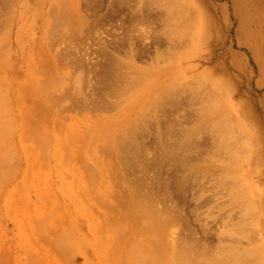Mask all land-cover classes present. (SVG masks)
I'll list each match as a JSON object with an SVG mask.
<instances>
[{
  "label": "rangeland",
  "instance_id": "rangeland-1",
  "mask_svg": "<svg viewBox=\"0 0 264 264\" xmlns=\"http://www.w3.org/2000/svg\"><path fill=\"white\" fill-rule=\"evenodd\" d=\"M254 7L255 4L251 1L249 11L251 12ZM0 9V48L2 49H0V53H2L0 54V56L2 55L0 57V85L2 86L0 88V100L4 102V106L9 107L12 120L15 123L14 135L11 137V143L13 145H11L14 148L15 159L17 160H13V162H17L15 163L17 164V168H0V173L3 172L6 176L3 174L0 175L7 179H4V181L6 180L5 182L1 181L3 178L0 180L4 183L2 185L0 182L2 185H0V264H30L29 262H36L38 264H95L98 260L97 258L95 259L94 251H97L99 248L94 243L87 244L86 252L84 253H81L80 248H76L72 255L71 253H69L70 255H66L70 259L69 261L67 258H63L58 254L59 251H56L57 249L53 244L62 233L70 229H76L75 235L77 237L86 235L89 225L95 217L101 215L103 219L106 218L101 213L103 210L99 211L101 208L97 202L98 199L96 200L90 194L88 195V181L86 179L83 181L82 177L78 179L75 177V174H72L73 168H90L91 165L88 163H93L91 159L83 158L82 160L79 158L78 160L73 159L72 161L62 157L56 161L50 154H46L41 159L39 158L40 148H32V141L30 139L31 142L25 140V138L28 139L29 137H27L28 135L26 136V131L23 129L25 127L21 124L24 118L28 119L30 116L33 119L35 117L34 114H26L28 110L29 113H32L30 111L31 106L29 107L26 103L29 102V105L32 104V107L35 105L38 110H34L37 112L36 114H39L40 111H47L48 106L53 105L52 107H55V103L51 99H55L56 95L59 96L58 94H62V97L60 95V99L66 97L67 100V103H65L66 101L63 99L65 101L63 102L61 99V104H58V106L62 105V108H57L58 106L55 108L51 107L50 109H56L57 111L51 114L52 110H48L50 113L47 111L48 114H40L37 119L38 121L35 120L36 123L34 119H29V122L31 120V124L35 123L38 125L39 121L43 122L42 125L44 127H41V130L38 133L36 131L34 135L40 133L48 137L50 135L53 140L56 136L63 138L66 137L64 135H67L68 137L66 138H69L73 134L71 131L76 132V134L82 132L83 135L84 129L87 128L84 126H90L89 122L92 121V123H95L101 118L108 119L118 113H120L118 116L120 115L119 117H121L123 115L121 112L126 109L127 114L133 107V103V109L127 114L128 119L131 113H133L132 111H140L143 103L141 101L143 99L140 95L138 96V94H141L138 89H140L141 85L145 84L147 78L151 79L152 77L150 78L149 75L152 76V73L155 72V81H157L148 80L149 82L147 81L146 85L148 84V86L151 85L154 87L159 83L163 85V77V82H167L166 84L171 81L174 84L172 87H179V90H177L179 91V96L177 97L176 94V98L173 97V101L171 102L174 103H171L170 106H168L170 103L168 102V104L165 103L167 106L163 108L158 107V109L162 108L160 110L163 114L160 115V110H157L159 114H156L161 117L158 115L153 116V124L149 122L151 117L146 120L147 125L144 127L146 130L145 132H140L141 135H144H138L140 138L136 136L137 139L139 138L138 141L144 146L141 148V151L139 149V152H135L138 153L137 155L139 157L133 158V155L136 156L134 153L132 155L134 160L130 156V163H127L129 162L128 158L124 163L119 162L120 166L115 165L116 162H109L110 160L106 156L101 159V164L105 167L108 166L109 170L107 169L104 174L101 173L99 176V186L104 188L102 190L104 192L99 194H104L105 197H111L110 204L109 202L108 204L115 205L113 202L116 194L119 197L126 196L125 188L123 187L128 181L129 176L137 172V170L142 171L143 174L144 171L147 172L145 175H147L148 186L152 185V181L154 182L156 179L154 183L157 185L156 187L163 200V206L172 208L173 203L177 211L182 213L179 214L182 216L180 217L181 220H178V224H176L178 226L181 224L178 233L176 232V228L175 232L172 231L174 228H171V230H169L170 228L168 229L170 233L172 231V236L176 238L174 242L177 241L183 245L192 244L198 247H203L204 245L210 252L206 253H209L208 255L211 256L213 252H216V248H229L234 243L232 237L221 236L220 234L225 228H222L223 224L225 226L228 221L227 217L229 219L231 217L234 220H240V213L237 207L235 209L236 200H231L230 197L232 198V196L229 198L225 196L226 189L230 192L231 188L229 189V187L233 184V189H236L237 186L245 187L244 189H247V193L251 196L245 192L243 193L242 190L241 192L247 198L241 196L239 198L245 200L250 196L249 198L252 199L253 197L255 203L258 204L259 212H253L251 213L253 217H249L251 218V223L255 221L253 229L255 231L258 230V233H254L255 231L252 229L253 224L250 225L249 220L244 221V229L249 230L251 228L249 231H252L254 234L251 235L249 233L250 235H247L245 234L246 230H244L243 235L249 236V238H241L239 244L244 247L251 242L258 243L261 240L260 235L264 242V76L260 74L258 68V61L261 59L264 61V43H257L253 37L247 36V32H253L255 26L250 20L243 18L245 17L244 13H241L242 17L234 13L233 0H0ZM172 10L174 14L176 11V18ZM63 22L64 25L62 24ZM178 22H182L181 24H183L179 25L180 28L176 25ZM186 27L188 31L185 34L183 30ZM193 37H195L194 41H192ZM255 44L260 45L257 50H254ZM176 55L180 56L177 60H173ZM46 56L49 57H47L49 60H46ZM124 57L129 59V63L126 62L124 65L118 67L119 59ZM50 58L56 60V63L53 59L51 60L54 64L52 66L54 67L56 64L54 68L58 67L57 70L55 69L59 74L58 79L61 80L62 78L63 80L59 82L60 80L57 79L58 84H63L64 82L63 85H58L62 86L61 89L58 88L57 83L52 81V85L50 81L54 77L52 73H55L51 71H54V68L52 69L49 65L51 64ZM179 58L183 61H180ZM41 60H44L43 63L47 66V72L49 71L48 73L52 75L48 81L47 79L49 77L47 76L48 73L46 74V66L39 67L42 73L38 71L37 65L42 64V62H39ZM46 61H49V64ZM174 66L178 67L175 68ZM173 70H177V72L174 71L175 75L178 74L180 76H174ZM44 71L45 74H43ZM75 73L78 74L76 75ZM65 74L67 77H75L76 75L78 79L80 78V81L78 79L76 81L74 77L73 79L75 81L71 77L67 78ZM67 74L72 75L69 76ZM157 74L161 75V77ZM44 75H46V81L44 80L45 78L43 79ZM194 81H196V88ZM197 81L203 82L201 86L197 85ZM45 82H49L47 87L45 86L46 84H43ZM142 82L143 84H141ZM183 83L190 85L193 83L194 85L188 89L190 85L186 84V88L185 84L183 86ZM204 83L206 87L210 86L208 88L210 90H207ZM50 84L51 86L47 90ZM52 86L53 88L55 86V88L53 89ZM213 86L217 87L215 89H218L219 93L216 92ZM183 87L186 88L185 91ZM113 88L114 90L112 91ZM119 88H122L125 92L123 95L118 94ZM155 88L159 89L160 87L158 88L157 85ZM31 89H35L34 92L36 93H32L30 91ZM63 90H66V92ZM26 91H29L30 94L28 92L26 94ZM37 91L39 92L38 94ZM42 91H45V94ZM182 91H187L191 95L188 93L184 94ZM207 91L210 93L216 92L218 95H221L220 100L222 106H219L221 102L211 101L212 99L215 100V97L219 98V96H215L216 93H212L211 95L214 96L208 98L204 95ZM107 92H111L109 96H106L108 94ZM134 93H138V97H136L138 100H134L136 96ZM133 94L135 95L134 98L131 96ZM49 95L52 97L50 96L48 100ZM63 95L67 96L63 97ZM201 96L203 98L202 102H200ZM41 97L43 98L41 99ZM128 98L129 100H127ZM101 99L104 101H101ZM174 99H176V102ZM205 99L210 102H206ZM12 100L14 101L12 102ZM119 101H122V103L125 101L126 104L121 103L122 105H116ZM135 101L138 103L136 102L137 104H135ZM216 101H219V99H216ZM114 102H116L115 105ZM211 102H214L213 105ZM163 104L164 102L159 106ZM209 104L212 105V108L208 107ZM215 104H219V107L226 108L227 110L224 109V111H228L239 123L242 122L245 127H241L242 132L240 134L243 136V139L251 140L254 143L253 159L243 161L245 159L243 158L240 162L241 165L237 162L241 167L239 170L234 168L233 165L235 164L232 161L231 168L233 167L232 169L234 170H231V172H234L235 169L239 172H236L237 174L233 173L236 174V177L229 176L226 179L223 178L224 183L219 180V189L214 184L217 182V179H214L216 182H213L212 179L215 177V170L224 168V164H218L222 161L227 162L232 158L229 159V157L220 155L226 151L225 149L223 151L220 148V151H216L214 147L215 145L218 148L219 146L221 147V145L215 144V142H219L216 139H222L226 134L221 138L222 134L217 137L216 135L218 134L216 133L215 136L217 138L215 139L214 132H208L207 128L210 127V124L206 126L204 124L201 125L202 119L196 120L199 126L195 122L197 114L202 118L206 112L205 110L212 113V109L217 108ZM74 106L78 109L73 110ZM202 108H205L204 112ZM221 110L219 108V114L223 116L224 112L222 110V113ZM217 111L218 108L214 112ZM202 112L203 114L201 116L199 113ZM214 112L212 113L214 114L213 117L215 116ZM211 113L207 117L213 118ZM126 114L123 115L125 119L117 117L120 121L116 120V122L125 125L126 120H128L126 119ZM230 114L227 115L229 116ZM218 115L214 119H217ZM132 117H130L129 122L134 123L132 120L136 117ZM155 117H160L159 120L161 121ZM229 117H226L228 119L225 117L221 118H224L226 123L228 122L227 124L230 126V129H234L236 124L232 123ZM113 122L115 123V120ZM23 123L26 125L25 121ZM155 123L156 125L158 124L157 128L162 136L159 133H155V130L157 132L156 126L154 127L156 128L154 131L153 128L148 126L152 124L151 127H153ZM231 123L234 124L232 127ZM95 124L92 125L96 126L97 124ZM195 124L198 128L200 126L207 128L205 130L202 128L201 131H204H199L200 134L197 131L198 136L192 140L194 135H189L188 133L192 131L191 128H197ZM20 126L21 130H24L22 137L24 138L26 136L24 139L22 137L19 139L22 134L20 133ZM229 126L226 128L227 130H230ZM100 127L98 128L97 126L96 128L100 129ZM113 127L119 133L121 126ZM184 129H186L189 137L191 136L190 138L185 137L187 138H184L185 140L181 138L186 134ZM194 129L193 132L195 134L196 129ZM213 130L215 129L211 131ZM232 131L237 135L235 129ZM78 134H73L74 139L75 137L77 138ZM100 135H103V133ZM62 138H60L62 140H60L62 142L61 145L65 143L66 146V143L68 145V142L73 137L69 138L68 142ZM103 139L106 140L104 135ZM179 139H181L180 141L185 146L183 144V147L177 145L180 142L177 141ZM19 140H22V143H27L26 145L23 143V146L27 147L26 152L23 150ZM104 140L98 138V142L95 144L98 150V146H102L101 142ZM104 142L103 144L105 145ZM68 147H66L67 150ZM63 148L65 149V147ZM69 149L72 150L73 148L69 147ZM62 151L64 153L66 150ZM227 151L225 153H234L233 151L230 152V149H227ZM29 152L32 154H29ZM208 152L222 156V158L218 157L221 162L219 163L218 160V164H215L217 161L214 162L215 160L213 159L216 156L212 157L213 159L210 161L211 157L208 158L210 154L203 157ZM98 156L96 155L97 158H99ZM202 157L205 159V165L200 160ZM254 158H258V160H254ZM62 159L63 161L65 159V161H61L60 166L59 161ZM234 159L236 160L237 158H233L232 160ZM135 160L138 161L135 162ZM83 161L85 163L88 161L86 163L87 165H84ZM68 162H71V165H65ZM30 163L35 164L32 165ZM62 163L68 168H65ZM201 164H203L202 167L205 166L203 168L206 169L207 173H204V169L200 167ZM188 165L193 166H189L188 168H196L195 171L193 170L194 172H190V175L186 174V172L183 173L184 168H187ZM111 167H113V170ZM145 168L148 170H144ZM197 168L200 174L197 172ZM7 169L12 170L7 174ZM55 171H60L56 172L60 175L55 176ZM84 172L86 175L87 172ZM11 173L12 175L9 177ZM133 175L136 176L135 174ZM219 176L217 175L215 178ZM236 178L241 181V184L239 183L237 185L233 182ZM181 179L183 182H181ZM247 179L249 180V184L245 185ZM45 180L48 183L45 182V186H43L42 183ZM93 180L95 179L93 178ZM239 180L235 182H239ZM230 182H232V185ZM212 186L215 188L214 190L217 189V191H220H215L217 193L213 194L211 192L213 189ZM116 191L119 192L117 193ZM111 192L113 193L112 195ZM114 192L116 193L114 194ZM91 194L96 195L94 190ZM199 194H202L201 200L197 198ZM90 199L95 202H89ZM227 199L229 200L227 201ZM80 200L87 208L82 216H78L74 209V203L80 205ZM223 202L226 204L229 202L235 203L231 205V208L229 206L231 212L228 210V207L225 210ZM121 206H119V209H116L118 207L117 205L115 209L112 208L111 210L117 212L122 208ZM52 208L54 212L51 211ZM195 209L199 211L197 214L193 211ZM209 209L210 211L208 212ZM251 214L250 216H252ZM101 216L99 217L101 218ZM48 217L50 218L47 219ZM224 220L227 221L225 222ZM246 224L250 226L247 228ZM176 225L173 227H176ZM40 226L41 228H39ZM45 226L47 230H44L46 229L44 228ZM260 228L261 230H259ZM38 229H42L43 232L39 234L40 231ZM98 236L101 237L100 234L97 235L96 240L101 242L102 238H98ZM46 249L50 251L45 254ZM86 259H88V262L85 261ZM117 264H125V257L122 254L118 258Z\"/></svg>",
  "mask_w": 264,
  "mask_h": 264
},
{
  "label": "bare ground",
  "instance_id": "bare-ground-1",
  "mask_svg": "<svg viewBox=\"0 0 264 264\" xmlns=\"http://www.w3.org/2000/svg\"><path fill=\"white\" fill-rule=\"evenodd\" d=\"M251 1L253 2V4H255V7L250 12L249 11V8H250V2ZM1 5H3V4H1ZM233 6H234V13H236V15L238 14L239 17H242V14L241 13H244L245 14V17H243V18L246 19V20H250V22H252V24L255 26V30L253 32H247V36L253 37L257 43H264V29H263L264 28V0H233ZM172 9H174V8H172ZM241 9H242V12H241ZM173 15L176 18V16H177L176 15V11H175V14H174V11H173ZM63 20H65V19H63ZM177 20H179V19H177ZM181 23L182 22H180V23L178 22V24H176V25H178L177 27H179V25ZM62 24L64 25V22ZM181 25H183V24H181ZM185 26H182V27H185ZM77 30H79V29L77 28ZM71 31H75V30H71ZM187 31H188V29L186 27V29L183 30V32L186 34ZM46 38H45V40H46ZM194 39H195V37H193V40L192 41H194ZM259 47H260V45L255 44L254 50H257ZM1 50H0V52H1ZM0 54H2V53H0ZM176 56H175V59L173 58V60H177L180 55H178L177 58H176ZM47 57L48 56L45 57L46 60H49V59H47ZM52 59L56 63V60L54 58H50V63L51 64H49V61H46V62H48V64L53 69L56 66V64H55L54 67L52 66V65H54L53 62H51ZM173 60H172V62H173ZM181 60L182 59H180V61ZM43 61L42 60L39 61L40 63L42 62V64L41 65L38 64L39 66L37 65L38 71L40 73H42V72L40 71V68L39 67L40 66L41 67L46 66V65H44L45 63H43ZM126 62L129 63V59H127L126 57H124L122 59H119V61H118V67L124 65ZM73 63H71V64H73ZM174 67L176 68L178 66H174ZM46 68H47V66L45 67V70H46ZM258 68H259L260 74L262 76H264V61L262 59L260 61H258ZM55 69L57 70L58 67L57 68H54V71L51 70L52 72H55V73H52V75H54V77H53V80H50V81H51L52 85H53V82H55V83H57V86H58L61 83L58 84L57 79H58L59 74L57 73L58 71H55ZM177 70H173L172 72H174V71L177 72ZM48 72L46 70V74ZM155 73H152V76L149 75V77L150 78L152 77L153 79L152 78L151 79H148L147 78L145 84H143V82H142L141 84H143V85H141L140 86V89H138V91H140L141 94H138V93L137 94H138V96L140 95V97L143 99V101H141L143 103H142V107L140 109V111L141 112L143 111V112L141 113L140 111H138V112L132 111L133 113H131V116L130 117H132V116H135L136 117V118L135 117H132V118H135L134 120H132L134 123L129 122L130 117L128 119V116H127V114H129L130 110H132L133 107H134V103L132 102L133 103L132 104L133 107L131 106V104H129L130 107H132V108L131 109L130 108H127V109H130L127 114H126V112H127L126 109L123 112H121V114L123 113V115L126 114V119H128L125 122V125L126 126L123 125V124H121V123L118 124V122H116V120H119L120 121L119 118L123 119L125 117V116L123 117V115H121V117H119L120 115L118 116V114H120V113H118L115 116L110 117L108 119L101 118L100 120L97 121V122H99L101 124L95 122L97 124L96 125L95 123H92V121H91V122H89L90 123V126L88 125L89 127L86 125L87 123L85 124L86 126H84V127H87L86 129H84V133H83L84 136L82 135V132L80 133L81 136H80V134L77 133L78 136H77V138L75 137L76 141H75L74 136H73V134L74 135H77L76 132L71 131L73 134L70 133L72 136L69 134L71 136V137L69 136V138H72V137L73 138L70 141L68 140L69 138H66L68 136L67 135H64V136H66V137H63L64 140H67V142L69 141L68 142V145L66 143V146H65V143H63V145H61L62 144V142H61L62 140L60 138H62V137L59 138V136L58 137L56 136V138L53 140V138L50 137V135H49V137L51 139L48 136H45L44 134H41V133L34 135L36 133V131L38 133L41 130V127H44L42 125V123H43L42 121H39V123L37 122L38 125L35 124L36 123L35 120L38 119V116L40 114H43V113H46V114H48V112L50 113V111H48V110H52L51 111V114H53L54 111L55 112L57 111L56 109L55 110L54 109H50L53 106V105H51L52 103L50 104L51 106H48V108H47V111L48 112L46 110H44V111H40L39 114H36L37 112H35V110H34V109H37V107H35V105L33 106L34 107L33 108L32 107V104L29 105L30 104L29 102L26 103L29 107L31 106L30 107L31 108L30 111H32V113H29L28 112L29 110H28L27 111L28 113L26 112V114L27 115L28 114H31V115L34 114L35 117L33 119H34L35 123L33 121L34 124H31V120L29 122V119L31 117L29 116L28 119H27V118H24L26 114L23 115L24 116L23 118H24V121H25L26 125H24V123H23L24 121L22 122L21 125L24 126L25 128L27 127L26 129L25 128H23V129L26 131L25 132L26 133V136L28 135L27 137H29L28 139H26L25 138L26 136H25L24 137L25 140H28V141L31 140L32 141V142L30 141L33 144L32 145V148H36V149L40 148L39 158H41V159L44 158V156L46 154H50L56 161H58L62 157H64L65 159L67 158L68 160H72V161H73V159L74 160H78L79 158H81L82 160H83V158L84 159H91L93 161V163L92 162H91L92 164H90V162L88 163L89 165H91L90 168H81V169L73 168L72 174H75V177H77L78 179H81V177H82L83 181H85L84 179H86L88 181V184H89V186H88V195L90 194L96 200L98 199L97 202L100 204V208H101V210L99 209V211H102L103 210L101 213L103 214L104 217H106L105 219H103L101 215H99V216H101V218L99 216H98L99 218L98 217H95L94 218L92 216L94 218V220H92V222L90 224L91 226L89 225V229H88L86 235L77 237L75 235L76 229H70L69 231H67L65 233H62L57 238V240L54 242V244H53V245H55V247L57 249L56 251H59L58 254L61 255L63 258H67L66 255H70L69 253H71V255H72L73 254V251L76 248H80L81 249V253H84V252H86V246H87V244L94 243L99 248L97 251L96 250L94 251L95 259L97 258L98 261L97 260L96 261L98 262V264H117L118 258L120 257L121 254H122L123 257H125V264H264V242H263V240L261 238V235H260V239L261 240L258 243H252L251 242L250 244H248L247 246H244V247L239 244V241H240L241 238H244V237L245 238H249V236L247 237V236H244L243 235V233H244L243 231L246 230V228L244 229L245 223H244V226H243V222L244 221L246 222V220H249V222H250L251 221L250 220L251 218H249V217H253V214H251V213H253V212L258 213L259 212V206H258V204L255 203V200H254L253 197H252V199L249 198L251 195L249 193H247L248 191H247V189L246 190L244 189L245 187L237 186L238 188L236 187V189H233L232 187L234 186V184L232 185V182H230L231 185H232L231 187H229V189L231 188L230 192H229V190L227 191V189H226V195L225 196L227 198H229L230 196H232V198L230 197V199L231 200L232 199L233 200L234 199L236 200L235 209L237 207V210L240 213V218H239L240 220L239 221L238 220H234L231 217H230V219H229V217H227L228 219L226 218L228 221L227 220H224L225 222L227 221V223H226L225 226L222 223L223 224L222 228L225 227L224 228L225 230L223 229L222 233H220V234H221V236H229V237H232V239L234 240L233 241L234 243L229 248L228 247L227 248H222V249L221 248L220 249L216 248L217 249L216 252H213L211 254V256L208 255L210 252L206 249V246H204V245H203V247H198V246H195V245H192V244L183 245L180 242H177V241L174 242V240L176 238H175V236H172L171 233H172V231L175 232V228L177 229L176 232L178 233V229L181 228V224H180V226H178L176 224H178V220H181L180 217H182V216L179 215V214H182V213H180V212L177 211V209H176V207H174V204L173 203H172V208L167 207V206H163L164 205V203L162 202L163 200L160 197L159 190L156 187L157 185L154 183L156 181V179H155L154 182L152 181V185L148 186L147 175H145V173H147V172L144 171V170L147 171L148 170L147 168H145L143 170L144 171V174L142 173V171L140 172V170H137V172H139L137 175H136L137 172H134L133 173L136 176H134L133 174L131 175L132 177L129 176L128 181L124 184V187H123V188H125L124 190H125L126 193L125 192L124 193L126 194V196L125 197H119L116 194L114 196V198L116 197L115 198L116 201L114 200V202H116V203L113 202V204H115V205H109L110 204L111 197H105L104 194H99V193H103L104 192V191H102V190H104V188H102L101 186H99V183H98L99 176H100L101 173L104 174V172H106V170L108 169V166H106L107 167L106 168L105 166H103L101 164L102 163L101 159L104 156H106V157L109 158V160H110L109 162H113V163L116 162L118 164L115 163V165L120 166L119 165V162L120 163L121 162L124 163V161L126 162V160L130 156H131V159H133L134 157L137 158V156H138L137 154L138 153H135V152L136 151L139 152L138 151L139 149L141 151V148L144 147L142 145V143L138 141V139L140 138L138 135H140V136H143L144 135V134L141 135V133L143 131L145 132V130H146V129H144V127L147 125V121L146 120H148V118L151 117L150 118L151 121L149 120V122H151L153 124L154 121L152 120L153 119L152 117L153 116H157L159 114L158 113L159 111L157 112V110H160V109L162 110V108L164 106H167L168 102H170L169 105H168V106H170L171 103H172L171 101H173L172 100L173 97H175L176 94H177V97L179 96L178 95V92L179 91H177V90H179V87L178 86L177 87H172V86H174V84H172L171 81L168 84H166L167 82H163V77H162V83H163L164 87H163V85H160V83L157 84L158 85V88L160 87L161 89L160 88L159 89L155 88V87H157V85L155 87L154 86H151V85H150L151 86L150 87V86H148V84L146 85V83H147L148 80L149 81L150 80H154L155 81V79H156ZM43 74H45V71L43 72ZM55 74H56V76H55ZM52 75L50 73L47 74V76L49 77L47 79V81L51 78L50 76H52ZM67 75L70 76L72 74H67ZM76 75H75V77L74 76H72V77L70 76V77L72 79L74 77L75 80L77 81L78 77H76ZM157 75L159 77H161V75H159V74H157ZM177 75L178 74L175 75V72H174V76H177ZM65 76H66V74H65ZM158 76H157V78H158ZM178 76H180V75H178ZM45 77H46V75L43 76V79ZM60 77H62V76H60ZM70 77H67V78H70ZM79 77H80V75H79ZM54 79H56V80H54ZM44 80L46 81V78ZM58 80H60V79H58ZM61 80H62V78H61ZM61 80L59 82H62L63 81V80L62 81ZM78 80L80 81V78ZM41 81L44 82L43 80H41ZM48 83L45 82L43 84H46L45 86L47 87V84ZM194 83H195V88H196V81H194ZM202 83H203L202 81H197V85L198 86H201ZM63 84H64V82H63ZM63 84H61V85H63ZM184 84H185V86L187 88V85L186 84H188V83H183V86H184ZM40 85L41 86H44L42 84H40ZM75 85H78V84H75ZM188 85H190V84H188ZM192 85H194V84L192 83L190 86H188V89H190L189 87L192 88L193 87ZM204 85H205V83H204ZM50 86H51V84L48 86L47 90L49 89ZM55 86H54V88H55ZM61 87L62 86H58V88H60V89H61ZM205 87H206V85H205ZM209 87H206L207 90H210V89H208ZM0 88H2L1 85H0ZM52 88H53V86H52ZM186 88L183 87V90L185 91ZM195 88H194V90H195ZM215 88H217V87H214V89ZM188 89H187V91H188ZM34 90L31 89L30 91H32V93H36V92H34ZM113 90H114V88L112 89V91ZM215 90H216V92L219 93V90L218 89H215ZM63 91L66 92V90H63ZM184 91H182L184 94L185 93H188L189 95H191L189 92H187V91L184 92ZM192 91H193V89H192ZM27 92L29 93V91H26L25 93L28 94ZM44 92L42 91L43 94H45ZM194 92H193V95H194ZM216 92H212V93L215 94ZM38 93L39 92L37 91V94ZM107 93L108 94H106V96H109V93H111V92H107ZM112 93H114V92H112ZM124 93L125 92L123 91V89L122 88H119L118 94L123 95ZM212 93H210V92L207 91L204 95H206L208 98L209 97L212 98V96H214V95H211ZM134 94L131 95V96L134 98V96L136 95L135 98H134V100H135V99H137L136 97H138V96H137V94H135V95ZM40 95H41V93H40ZM58 95L59 96L56 95L55 99H51L52 102L55 103L54 104L55 107L58 106V104H61V99L62 98L60 99V95L62 97V94H58ZM67 95L69 96V94H67ZM67 95H65V96H67ZM50 96L51 95H49V98H47L48 100L50 99ZM65 96L63 95V97H65ZM215 96H219V98L215 97L217 100L219 99V101H216V99L215 100L212 99L211 101H215L217 103L218 102H221V100H220V96L221 95H218L216 93ZM43 97H44V95H43ZM43 97H41V99ZM203 97H205V96H203ZM129 98L127 100H129ZM41 99H40V101H41ZM63 99L66 102L63 101ZM63 99H62V101L65 102V103H67L66 97L63 98ZM103 99H105V98H103ZM103 99H101V101ZM142 99H139V100H142ZM202 99L203 98L201 96L200 102H202ZM207 99H205V101L206 102H210V101H208L209 99L208 100ZM175 100L176 99H174V101ZM13 101L14 100H12V102ZM25 102H26V99H25ZM42 102H44V101H42ZM136 102L137 101H135V104L138 103V102L137 103ZM141 102H140V104H141ZM162 102H164V104L165 103H167V104H165V105L163 104V105L159 106ZM115 103L116 102H114V105H115ZM121 103H122V101L121 102L119 101V103L118 104L116 103V105L119 106ZM124 103H125V101L122 104H124ZM127 103H129V101H127ZM213 103L214 102H211L212 105H213ZM140 104H138V105H140ZM211 104H209V106H208L209 108H212V105ZM129 105H127V106H129ZM218 105L215 104V106L218 108V111L217 112H214L217 108L216 109H214V108L212 109V113L214 112L216 117H217V115L220 112L219 111V108H220V110L221 109L223 110L224 113L222 112V110H221V112L224 115L221 116L219 114L218 115V118H217L218 120L216 118L214 119V117H215V116L213 117L214 114H212L208 110H205V108H202L203 109V112H204V110L206 111L204 114H203V112L202 113H199L200 115L203 114V116L201 115L202 118L197 114V119H195V122L198 119H202V123H200L201 125L204 124V126H206V125L210 124V127L208 126L209 128H207V127L206 128L208 129V132H211V133L214 132V136H215L216 133L218 134V135H216L217 137L219 135L221 136V134H222V136H221V138H222L226 134L225 137L222 138V139H216L217 137L215 136L216 141L219 140V142L217 141V143L215 142V144L221 145V147L219 146V148H218V147H216L217 145H215L214 148L216 149V151H218V150L220 151L221 150L220 148H222V150L225 149L226 151H227V149L228 150L230 149V152L231 151L234 152V153L232 152L233 154L225 153L226 151L223 150L224 151V153H223L224 155L223 154H220V155H222L223 157L224 156L229 157V159L230 158H232V159L233 158H237L238 159V160L236 159L237 161L235 159L234 160H232V159L231 160H228L229 162L227 161L228 162V164H227L226 161L225 162L224 161L221 162L220 159H218V157L222 158V156H220V155H214L213 153H209L208 152L207 154H205L203 156V157H205V156H208V154H210L208 156V158L211 157L210 158V161H212L211 160V159H213L212 157H215L216 156L215 159H213V160H215L214 162L217 161L215 164H218V160H219V163L221 162L218 165H223L224 164V168L222 167V169L215 170L216 171L215 174H217L218 176L219 175H221V176L215 178L217 175L214 174L215 177L213 176L214 178H212L213 179V182L214 181L216 182V180H214V179H217V182L214 183V184L217 185V186L215 185L217 188L220 186V184L218 183L219 180H221L220 182L223 181V183H224L225 181L223 180V178L226 179V177L228 178L229 176H231V177L232 176H235L237 174L236 172H239V171H236V169H235L234 172H231V170H234V169H232L233 167L231 168L232 161H234V164H235V165H233L234 168H237L238 170L241 169V167L239 166V164H240V162L242 161L243 158H245V159H243V161L244 160H248V159L249 160L250 159H253V148H254V143L251 140L248 141V139H243V136L240 134V132H242L241 131V127H245L243 125V123L242 122H241L242 124L239 123V121L237 119H235L233 115H231L228 111H224V109L227 110L226 108L219 107V106H222V102H221V104L219 106ZM55 107H52V108H55ZM74 107H73V110H75V109L77 110L78 109V108H76V106H74ZM158 107H162V108L158 109ZM57 108H62V105H59ZM27 109H29V108H27ZM161 110H160V112H161ZM207 112H210L211 113V116L213 118L207 117V115L210 114V113H207ZM225 112L227 114H230L229 115L230 117ZM156 113H158V114H156ZM206 113H207V115L204 116ZM162 114L163 113L161 112L160 115H162ZM225 114H226V116H225ZM160 115H158V116H160ZM219 116H220V118H219ZM117 117H119V118L117 119ZM221 117H225V118L226 117H229V120L232 123H235L236 124L235 125L236 127H234V129L237 132V135L238 136L236 135V133L235 134L233 133L234 131H232V130H234V129H230V126L227 124L228 122L226 123L225 119L224 118H221ZM114 118H116V119H114ZM155 118H157V117H155ZM159 118H157V119L159 120ZM162 118H163V116H162ZM113 119L115 120V123L113 122L114 121ZM226 119H228V118H226ZM136 120H138V121H136ZM235 120H237V121H235ZM86 121H87V119H86ZM159 121H161V120H159ZM84 122H85V120H84ZM83 123H80V124H83ZM91 123L92 124H95L96 126L92 125ZM156 123H155V125L153 127H151L152 124H149L148 126L150 128H153V131H154V129H156L157 128V125H158V124L156 125ZM232 123H231V127L234 125ZM226 124L229 126V129L230 130H227L226 129V128H228V126ZM103 125H104V127H103ZM108 125L111 126V127L109 128ZM112 125L115 126V127L121 126V128L119 130V133H118L117 130L113 129L114 127ZM197 125L199 126L198 123H197ZM224 125H226V127H224ZM97 126H98V128H99V126H101L103 128L100 127V129H97L96 128ZM155 126H156V128H154ZM198 126H197V128H198ZM122 128H124V129L122 130ZM146 128H148V127H146ZM160 128H161V126H160ZM197 128L195 127L196 130L193 128L195 130V134H197L196 133L197 131L198 132L199 131L202 132V131H204L206 129L205 127H201V126H200V128H198V129ZM202 128H204V130L201 131ZM210 128H211V130L212 129H215L216 132H215V130L211 131ZM23 129L21 130V126H20V130H21L20 133H22V134L20 135L19 139L23 135V132H24ZM101 129L102 130L104 129L103 132H101L102 131ZM193 129L191 128L192 131L190 133H188L189 135L190 134L194 135V137L192 136L193 137L192 140H194L195 137L198 136V134H200V132H199L197 135H195L194 132H193ZM14 130H15V123H14V120H12V116H11L10 109H9L8 106H4V102L0 100V168H8V169L9 168H12V169L13 168H17V166H16L17 164H15L17 162H15V161L13 162V160H16L15 159L16 155L14 154L15 153L14 152V148L12 147L13 144L11 143V137L14 135L13 134L14 133ZM184 130H185V133H186V129H184ZM147 131H149V130H147ZM228 131H230V132L227 133ZM25 133H24V135H25ZM102 133H103L104 138L106 140L103 139V135H100ZM155 133L156 134L157 133L160 134L158 128H157V132L155 130ZM186 134H185V136L183 135L181 138L184 139L185 137H189V135L187 134V136H186ZM230 134H232V135H230ZM160 135L162 136V134H160ZM60 136H62V135H60ZM99 136H101V137H99ZM136 136L139 137V138L137 139ZM154 136H156V135L154 134ZM24 138L22 137V139H24ZM98 138L99 139L101 138L102 140L105 141V142L103 141L105 143V145L103 144V142H101L102 146L101 145L98 146L99 150L96 148V145H95L98 142ZM157 138H158V135H157ZM162 138L164 139V137H162ZM231 138H232V140H231ZM185 139H187V138H185ZM25 140H23V141H25ZM180 140L181 139H179L177 141H180ZM19 141H20V143H21V145L23 147V150L24 151L27 150L26 149L27 147L23 146V143H25L24 145H26L27 143L26 142H23L22 143V140H19ZM63 142H65V141H63ZM180 142H179V144L177 142L176 143H177L178 146L181 145V147H183L182 146V144H183L182 141H180ZM211 142H212V140H211ZM186 143L188 144V142H186ZM183 145L185 146V144H183ZM211 145L213 146V144H211ZM67 146H69L70 148H73V149L71 150L68 147V150H69L68 151L66 149ZM212 146H211V148H212ZM63 147H65V149ZM62 150H64V151L66 150V151L63 153ZM207 151H209V150H207ZM30 152H29V154H32ZM66 152H68V153H66ZM227 152H229V151H227ZM134 153L136 154V156L133 155ZM235 153H236V156L234 157ZM98 154H99V156H98ZM96 155L99 158H97ZM132 155H133V158H132ZM230 156H232V157H230ZM13 157H14V159H13ZM203 157L200 158V160H202L203 163H204V165H205V159H203ZM208 158H207V161H208ZM65 159H64V161H65ZM133 160H132V162H133ZM254 160H258V158H254ZM61 161H63V159L59 161L60 166H61ZM88 161H90V160H88ZM130 161L131 160L129 158V162H127V163H130ZM137 161L135 160V162H137ZM237 162H239V164ZM86 163L84 162V165ZM127 163H125V164H127ZM207 163H209V162H207ZM30 164L34 165L35 163H30ZM68 164L71 165V162L70 163L68 162L67 164L65 163V165H68ZM62 165L64 166L63 163H62ZM202 165L203 164H201L200 167H202ZM123 166H125V165H123ZM189 166L190 165H188L187 168H184L183 173L186 172V174H189L190 175V172H192L193 170L195 171V169H196L195 166H194L195 169L188 168ZM237 166H239L240 168L237 167ZM64 167L65 168H68L66 166H64ZM190 167H193V166H190ZM203 167H205V166H203ZM60 168H62V167H60ZM69 168H71V167H69ZM111 168L113 170V167H111ZM218 168H221V167H218ZM8 169H7L8 172H6L7 174L10 173L11 170H12V169L11 170H8ZM32 169H37V168H32ZM89 169H91V170H89ZM115 169L117 170V168H115ZM152 169H154V168H152ZM152 169H150V170H152ZM203 169L202 170L204 171V173L205 172L207 173L206 169L205 168H203ZM15 170H13V171H15ZM124 170H125V168H124ZM197 170L196 171L199 172V174H200V171H199L198 168H197ZM200 170H201V168H200ZM2 171H6V170H2ZM84 171L87 172L86 175L84 174L85 173ZM153 171H155V169ZM203 171H201V172H203ZM0 172H1V169H0ZM56 172H60V171H55V176L60 175L59 173H56ZM119 172H120V170H119ZM233 173H236V174H233ZM0 174L1 175L3 174L4 176H6L5 173H3V172L0 173ZM35 174H37V173H35ZM92 174H93L94 177L92 176ZM195 174H196V172H195ZM11 175H12V173L9 174V177ZM197 176H198V174H197ZM201 176H202V173H201ZM93 178L95 180H93ZM238 178H236L234 180L235 181H238L239 180ZM4 179H6V178L3 177V176L0 177V180L1 181H4ZM227 181H230V180H227ZM235 181H233V182L236 183L237 185L241 182L240 180H239V182H235ZM45 182L48 183L45 180L44 183H42L43 186H45ZM181 182H183L182 179H181ZM1 183H2V185L4 184L3 182H1ZM1 183H0V185H1ZM214 184H213V186H214ZM248 184H249V180L247 179L245 181V185H248ZM213 186H212V188H213ZM239 187L242 188V189H240ZM221 188L223 189V187H221ZM214 189L215 188H213L212 191H211L213 194H215L218 191H220V190L217 191V189L216 190H214ZM0 190H1V187H0ZM93 190L96 193V195L91 194V192ZM215 191H217V192H215ZM224 191H225V189H224ZM241 191L243 193L245 192L246 194H249L250 195L248 197L249 200L248 199H245L244 200V199L239 198L240 196L243 197V198L244 197L247 198V196H245V194H243ZM116 192H114V194ZM229 193H230V195H229ZM112 194L113 193L111 192V195ZM105 195H107V194H105ZM112 198H113V196H112ZM197 198H199L201 200L202 199V194H199V196H197ZM228 200L229 199H227V201ZM231 200H230V202H231ZM89 202L94 203L95 201H93L92 199H90ZM108 202H109V204H108ZM230 202L227 203V204L225 202H223L224 205H225V207H224L225 210H227V207H228V210H229V206L231 208V205L232 204L233 205L235 204L234 203L235 201L233 203H230ZM111 203H112V201H111ZM117 205H118V207L116 208ZM224 205H221V206H224ZM119 206H121L122 208L120 210H118V211L116 210L117 212H114L113 210H111L112 208L113 209H115V208L116 209H119L120 208ZM74 207H75L74 208L75 209V212L77 213L78 216H82L83 215V212H86V210H87V208L83 205V202L81 200H80V205L74 203ZM208 207H209V204H208ZM232 207H234V206H232ZM210 209L208 210V212L210 211ZM235 209H233V210H235ZM53 210L54 209L52 208L51 211H53ZM197 210L198 209L193 210L195 212V214H197L199 212ZM213 210H215V209L213 208ZM106 211H107V213H106ZM211 211H212V209H211ZM229 211L231 212V210H229ZM172 212L173 213H176V214L173 215ZM208 212H206V213H208ZM216 212H218V211H216ZM101 213H99V214H101ZM250 214L252 216H250ZM247 216H248V218H247ZM49 218L50 217H48L47 219H49ZM254 220H256V219H254ZM254 222L255 221H253V223L250 222L251 223L250 225L253 224V227L251 226L252 229L254 228V224H255ZM43 224L45 225V223H43ZM43 224H40V225H43ZM174 225H176V227H173ZM177 226H178V228H177ZM249 226L246 224V227L247 228ZM39 228H41V226ZM44 228H46V229H44ZM44 228H42V229L47 230V227L46 226ZM171 228H174V229L170 233L169 230H171ZM42 229L41 230L38 229V231H40L39 234H41L43 232ZM167 230L169 231V233H168ZM249 230H251V228ZM249 230H246V232L249 231ZM259 230H261V228ZM257 231L258 230H256L254 233L255 234L258 233ZM246 232H245V234H247V235L249 233H251V235L254 234L252 231H249L247 233ZM96 233H98L97 235H99V234L101 235V237L98 236V238H102L101 239L102 241L99 239V241H101V242H98V240H96V238H97ZM39 234H37V235H39ZM43 235H44V233H43ZM37 238L39 239V237H37ZM40 239H41V237H40ZM190 243H193V242H190ZM48 249H50V247H48ZM119 249H120V251H119ZM50 250H48V251H50ZM48 251L46 249L44 253L46 254ZM118 252H120L121 254L118 253ZM206 252H209V253L207 254ZM67 259H68V261L70 260L69 258H67ZM85 261L88 262V259H86ZM97 262H95V264H97ZM29 263L32 264V263H36V262H32V263L29 262ZM36 264H38V263H36Z\"/></svg>",
  "mask_w": 264,
  "mask_h": 264
}]
</instances>
